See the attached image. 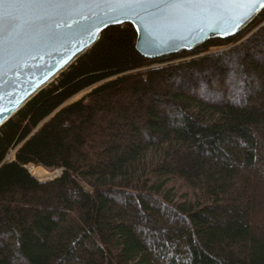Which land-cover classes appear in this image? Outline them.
<instances>
[{
  "label": "trees",
  "instance_id": "obj_1",
  "mask_svg": "<svg viewBox=\"0 0 264 264\" xmlns=\"http://www.w3.org/2000/svg\"><path fill=\"white\" fill-rule=\"evenodd\" d=\"M135 40L105 28L0 128V264H264V9L189 51L145 58ZM164 176L194 207L151 190Z\"/></svg>",
  "mask_w": 264,
  "mask_h": 264
},
{
  "label": "water",
  "instance_id": "obj_2",
  "mask_svg": "<svg viewBox=\"0 0 264 264\" xmlns=\"http://www.w3.org/2000/svg\"><path fill=\"white\" fill-rule=\"evenodd\" d=\"M109 7L0 6V128L88 52L109 26L130 23L136 33L135 50L145 58H158L192 50L210 39L233 36L264 9L258 4L203 6V12L162 14L156 7L146 6L136 9L138 16L125 17L111 13ZM250 8L255 11L242 19Z\"/></svg>",
  "mask_w": 264,
  "mask_h": 264
},
{
  "label": "snow or ice",
  "instance_id": "obj_3",
  "mask_svg": "<svg viewBox=\"0 0 264 264\" xmlns=\"http://www.w3.org/2000/svg\"><path fill=\"white\" fill-rule=\"evenodd\" d=\"M4 4L27 6L35 9L75 4H97L110 6L109 11L113 14L136 17L138 16L136 9L145 8L146 6H154L157 8V12L162 14L178 13L181 10L196 13L206 11L203 6L258 4L264 7V0H0V6ZM253 11L255 9H248V12L242 19L247 18V15H250ZM2 32L3 16L0 15V55H2L3 51Z\"/></svg>",
  "mask_w": 264,
  "mask_h": 264
},
{
  "label": "rangeland",
  "instance_id": "obj_4",
  "mask_svg": "<svg viewBox=\"0 0 264 264\" xmlns=\"http://www.w3.org/2000/svg\"><path fill=\"white\" fill-rule=\"evenodd\" d=\"M261 26V25H259ZM258 26V27H259ZM257 27V28H258ZM255 28L254 30H256ZM253 30V31H254ZM252 31V32H253ZM251 32V33H252ZM251 33L246 35L244 39H246ZM242 41V40H241ZM233 45L230 46H220V47H211L207 52L203 54H208L212 52H218L222 50H227L231 48ZM201 54V55H203ZM155 65L154 67H156ZM92 88L85 89L72 98H70L65 104L71 103L73 101L78 100L79 98L83 97L85 94H87ZM16 149H10L5 156V161H12L14 159V153ZM146 161L152 160L151 156H146ZM27 167V166H26ZM47 171V175L41 179V181L45 180H51L57 176L60 175L61 170L59 169H45ZM81 185L87 189L90 190V187L84 183L81 182ZM149 186L153 192H155L159 198L163 200H167L170 204L178 206L180 208H183L185 210H188L192 207H194L196 202V192H194L192 189H190L184 182L178 177L175 176H164V177H152L149 181Z\"/></svg>",
  "mask_w": 264,
  "mask_h": 264
},
{
  "label": "bare ground",
  "instance_id": "obj_5",
  "mask_svg": "<svg viewBox=\"0 0 264 264\" xmlns=\"http://www.w3.org/2000/svg\"><path fill=\"white\" fill-rule=\"evenodd\" d=\"M26 168L28 172L36 179H41L48 174L47 171L41 166L28 165Z\"/></svg>",
  "mask_w": 264,
  "mask_h": 264
}]
</instances>
